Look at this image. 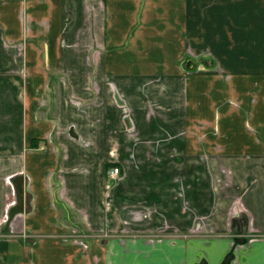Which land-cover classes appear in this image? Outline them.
I'll use <instances>...</instances> for the list:
<instances>
[{"label":"crops","instance_id":"obj_1","mask_svg":"<svg viewBox=\"0 0 264 264\" xmlns=\"http://www.w3.org/2000/svg\"><path fill=\"white\" fill-rule=\"evenodd\" d=\"M12 107L0 264H264V0H0Z\"/></svg>","mask_w":264,"mask_h":264},{"label":"rangeland","instance_id":"obj_2","mask_svg":"<svg viewBox=\"0 0 264 264\" xmlns=\"http://www.w3.org/2000/svg\"><path fill=\"white\" fill-rule=\"evenodd\" d=\"M90 13H88V19L89 21L91 20L92 21H95L96 19V16L99 15V14H96V11L94 10V8L91 9L90 7V10H89ZM93 24V23H91ZM85 32H87L86 34L87 35H90L91 38H95L96 37V33L99 34L100 33V29H98L96 31V29H94L93 27L91 29H88V30H84ZM229 79V77H227V80ZM51 84V83H50ZM52 85V84H51ZM54 88L51 89L52 93H48V96L52 95L53 97L51 98V101H50V105H51V108L52 109H56V101L57 99H59V94H60V91L58 89V87L56 85L53 86ZM60 97H61V94H60ZM72 97V96H71ZM76 98H72V100H74ZM234 100V98H232ZM60 101V99H59ZM235 103L237 102V100H234ZM45 102L44 104H47V101H43ZM82 103V101L80 100V104ZM234 104V103H233ZM46 105V106H47ZM237 107H238V102L235 104ZM41 111L39 112L40 116L44 115L42 109H40ZM52 111V110H51ZM15 113L14 111V108H7V109H2L0 114H9L12 118L11 119H8L7 120V124L5 122H3L1 125H0V133H2L3 135H6L8 136V140L10 139H14V136H18L21 134V126L19 125V123L16 121V118L15 116H13V114ZM124 116V115H123ZM95 118V116H94ZM93 121V120H92ZM125 121L127 122V119H125ZM128 128V130L130 132H132L133 134L136 133V128L134 129V125L132 126V122L129 124L126 125ZM69 130V129H68ZM74 130H75V127L73 126L70 131L74 133ZM77 132V131H76ZM76 134V133H75ZM77 136V135H76ZM82 139L78 136L76 137V139L74 140L75 143L79 144L80 146L83 145L85 146V141L82 140ZM3 142V141H2ZM89 143H92V145H94L95 143L93 141H88ZM88 143V144H89ZM45 147H47V144H43ZM91 146V145H90ZM82 159L81 158H77L76 160L70 162L69 165H71V168H74L76 167L77 170L80 169V162ZM10 161V158L8 159V162ZM10 163V162H9ZM113 167V166H111ZM120 176V175H119ZM14 176L12 175H9L5 178L6 180V184H7V216L5 217V219L3 220V225H2V229L0 230V233L1 234H5L6 233H9V237H20V238H24L26 240H29L30 236L28 235L27 232H20L21 233V236L18 235V236H11V235H14V234H19L17 232H15L13 229H11V226H12V221H13V217H14V210L18 208V205L20 203V195H19V191H18V188L16 186V183L14 182ZM119 180V177L116 179V181L114 182V185L117 183V181ZM106 184V182H105ZM108 184V183H107ZM107 184H106V187H107ZM104 189L105 192H107L108 190H110V193L113 194V191L115 190L114 186L111 187L110 189L107 187ZM29 203V202H28ZM28 205V209L30 207L29 204ZM106 208H108L109 210L111 209V204L107 203L106 202ZM6 220V221H5ZM3 227H7L6 231H3ZM5 230V229H4ZM14 233V234H12ZM76 233V232H75ZM81 232H78V234H80ZM75 238H78L79 239V243H81L83 246H86V248H89L90 245H91V242L88 241V239H95V238H98V236H76ZM101 238V237H100Z\"/></svg>","mask_w":264,"mask_h":264},{"label":"built area","instance_id":"obj_3","mask_svg":"<svg viewBox=\"0 0 264 264\" xmlns=\"http://www.w3.org/2000/svg\"><path fill=\"white\" fill-rule=\"evenodd\" d=\"M120 174H121V168L119 166H115L108 171L109 181H108L107 187L109 189L113 187V182L116 181V179L119 177Z\"/></svg>","mask_w":264,"mask_h":264},{"label":"trees","instance_id":"obj_4","mask_svg":"<svg viewBox=\"0 0 264 264\" xmlns=\"http://www.w3.org/2000/svg\"><path fill=\"white\" fill-rule=\"evenodd\" d=\"M32 141H33V143L36 142V144H37V143H39L40 139L39 138H37V139L35 138ZM36 144H33V147H37Z\"/></svg>","mask_w":264,"mask_h":264}]
</instances>
